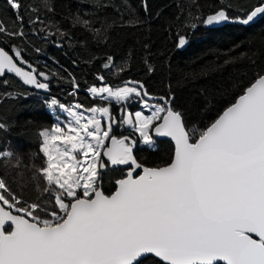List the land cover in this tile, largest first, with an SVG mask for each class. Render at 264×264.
I'll list each match as a JSON object with an SVG mask.
<instances>
[{
	"label": "snow or ice",
	"instance_id": "obj_1",
	"mask_svg": "<svg viewBox=\"0 0 264 264\" xmlns=\"http://www.w3.org/2000/svg\"><path fill=\"white\" fill-rule=\"evenodd\" d=\"M7 4L22 26V0ZM41 4L53 10L49 0ZM218 5L208 14L190 12L186 27L195 30L197 21L254 26L264 20V0L236 15L229 12L231 0ZM76 21L91 23L79 16ZM0 34L26 35L22 27L8 31L2 21ZM188 43L186 34L176 33V48ZM144 63L151 74L154 67ZM102 67L119 77L131 65L109 55ZM7 74L24 85L50 88L52 74L27 61L21 49L0 45L5 86ZM69 77L75 98L80 85ZM96 80L87 106L50 99L48 106L68 119L38 130L42 166L32 176L35 198L24 199L0 176V264H264V68L200 126L176 106L171 84L154 95L142 80L115 83L106 75ZM133 104L141 110H130ZM122 126L128 134L117 131ZM5 127L0 121V130ZM162 137L173 144L167 160L148 164L138 158L141 145L156 151ZM22 160L0 150V166L19 167ZM24 167L35 164L30 158ZM116 167L124 174L106 194V171Z\"/></svg>",
	"mask_w": 264,
	"mask_h": 264
},
{
	"label": "trees",
	"instance_id": "obj_2",
	"mask_svg": "<svg viewBox=\"0 0 264 264\" xmlns=\"http://www.w3.org/2000/svg\"><path fill=\"white\" fill-rule=\"evenodd\" d=\"M255 2L231 0L233 7L229 12L236 15L237 9ZM49 3L52 11L46 10L41 0H22L21 26L7 0H0V21L8 31L22 27L26 33L23 38L0 34V45L21 49L27 61L52 74L51 95L30 90L12 76H6L7 86L0 83V121L6 125L0 130V150L23 157L19 167L0 166V176L14 192L29 201L36 196L33 173L42 166L38 130L64 117L58 108L48 106L51 98L66 105L79 101L87 106L93 99L88 88L97 83V75H106L108 82L115 83L124 79L142 80L154 95L164 94L171 84L176 106L185 111L190 124L200 126L214 118L254 73L264 68V20L254 26L232 22L206 26L197 21L195 30L186 27L190 12L208 14L219 6L218 0H196L199 9L193 0H49ZM29 7L38 8L39 12L27 11ZM37 16L39 21L34 23ZM77 16L91 23L84 27L76 21ZM135 19L140 22L131 26L129 21ZM177 32L188 36L189 43L182 50L174 46ZM145 44L149 46L147 49ZM109 55L117 64L128 63L131 67L119 77L113 75L102 67ZM145 60L154 67L151 74L146 71ZM69 74L80 85L75 98L71 95ZM130 109L136 111L137 106ZM157 145L156 151L140 146L138 158L148 164L163 163L169 158L173 144L160 141ZM30 158L35 167L25 168ZM123 174L118 168L105 175L106 194L114 191L115 180Z\"/></svg>",
	"mask_w": 264,
	"mask_h": 264
},
{
	"label": "water",
	"instance_id": "obj_3",
	"mask_svg": "<svg viewBox=\"0 0 264 264\" xmlns=\"http://www.w3.org/2000/svg\"><path fill=\"white\" fill-rule=\"evenodd\" d=\"M178 49H179V48H178ZM182 49H183V48H182ZM182 49H180V50H182ZM6 76H12V77L16 78L19 82L22 83V81H20L19 78H17V77L14 76V74H7ZM1 79H4V78H1ZM50 81H51V79H50ZM50 81H49L50 88H49L48 91L41 90V89H37V88H35V87H33V86H30V85H24L23 83H22V85H24V86L27 87L28 89L33 90V91H35V92H37V93H39V94H42V95H51V94H52V87H51ZM160 141H169V142H171L169 138H163V137H162V138H157V142H160ZM171 143H172V142H171ZM117 168H120V167L111 168L110 170H114V169H117ZM106 172H107V171H106Z\"/></svg>",
	"mask_w": 264,
	"mask_h": 264
},
{
	"label": "rangeland",
	"instance_id": "obj_4",
	"mask_svg": "<svg viewBox=\"0 0 264 264\" xmlns=\"http://www.w3.org/2000/svg\"><path fill=\"white\" fill-rule=\"evenodd\" d=\"M133 106H137V110L136 111H140L141 110V108H142V106L141 105H138V104H133L131 107H133ZM131 110V109H130ZM59 111L64 115V117H59L60 119V121H62V122H67V119H68V117H67V114L66 113H64L62 110H60L59 109ZM56 123V122H55ZM119 130L120 131H125L126 133L125 134H128V129H127V127L126 126H122V127H119ZM141 146H143V145H141ZM144 147V146H143Z\"/></svg>",
	"mask_w": 264,
	"mask_h": 264
},
{
	"label": "flooded vegetation",
	"instance_id": "obj_5",
	"mask_svg": "<svg viewBox=\"0 0 264 264\" xmlns=\"http://www.w3.org/2000/svg\"><path fill=\"white\" fill-rule=\"evenodd\" d=\"M118 129H119V128H118ZM117 169H118V168H117ZM114 170H115V169H114ZM109 171H112V170H107L106 174H107ZM106 174H105V175H106Z\"/></svg>",
	"mask_w": 264,
	"mask_h": 264
}]
</instances>
